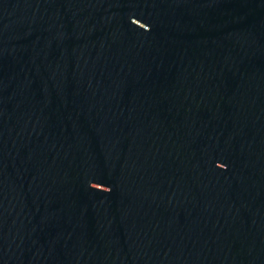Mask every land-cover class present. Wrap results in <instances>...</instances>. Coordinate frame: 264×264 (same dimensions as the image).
<instances>
[{
    "label": "water",
    "instance_id": "obj_1",
    "mask_svg": "<svg viewBox=\"0 0 264 264\" xmlns=\"http://www.w3.org/2000/svg\"><path fill=\"white\" fill-rule=\"evenodd\" d=\"M0 264H264V0H0Z\"/></svg>",
    "mask_w": 264,
    "mask_h": 264
}]
</instances>
